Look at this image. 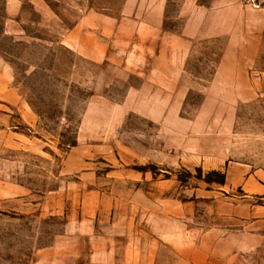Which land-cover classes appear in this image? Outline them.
<instances>
[{
	"label": "rangeland",
	"instance_id": "obj_1",
	"mask_svg": "<svg viewBox=\"0 0 264 264\" xmlns=\"http://www.w3.org/2000/svg\"><path fill=\"white\" fill-rule=\"evenodd\" d=\"M118 1L38 0L34 5L30 0H0V60L11 66L13 82L37 115L36 127L30 131L24 126L21 128L39 138L42 145L40 153L4 152L19 161V166H8L9 171L17 173L10 178L29 186L35 200L52 191L53 205L56 203L54 191L61 186L70 187L80 181L88 189L98 185L110 187L108 200L119 198L129 204L107 208L105 222L120 216L123 222L133 224L132 235L127 234L123 242L111 241L109 246L114 248L122 245L139 248L145 242L144 236L139 237L146 231L147 246L151 250L161 245L188 248L193 242L198 246L203 243L206 232L212 230L225 234L243 230V219L226 214L223 208L236 204L242 192L234 188L223 193L219 183L205 180L206 177L216 179L207 173L211 170L223 173L226 164H247L264 175V91L254 100L237 104L229 129L214 121L216 114L206 121L205 129H191L187 122L194 119L203 101V87L208 86L218 63L226 42L224 37L191 43L183 71L187 80L196 83V88L185 91L180 99L165 96L168 109L161 121L156 124L137 113H128L116 132L103 129L99 143L81 145L86 161L80 172H88L90 177L83 175L82 178L79 171L63 173L61 165L66 152L75 144L77 125L91 91L88 85L65 78L78 62L74 47L64 46L72 45L71 39L75 38L68 29L77 18L76 6L93 8L115 5ZM207 1L197 0L200 4ZM174 8L170 5V12L163 19L165 31L177 32L182 23L183 17H176ZM258 50L250 70L264 73V29L258 38ZM136 81L137 78L112 81L99 91L100 96L118 101L128 84ZM227 99L213 96L211 103H228ZM178 117L183 124L177 122ZM199 132L207 133L204 143L210 153L207 158H198L196 164H190L188 144L193 140L199 145V139H204V134ZM157 149L163 150L162 154ZM157 155L162 160L152 158ZM98 177H101L100 184ZM195 189H198L196 193ZM204 189L212 190L211 198L203 196ZM256 200L264 202V199ZM99 210L90 213L91 218L94 214L95 219L100 217L105 209ZM71 213L81 216L79 208L47 214H40L36 207L24 212L0 208V264H39L45 258L51 264H90L95 241L76 239L71 234L72 239H67L65 234L66 216ZM160 230L165 231L163 240L157 236ZM167 234L176 236L171 238ZM250 242L254 245V241ZM248 260L249 264H264V239L249 252Z\"/></svg>",
	"mask_w": 264,
	"mask_h": 264
},
{
	"label": "crops",
	"instance_id": "obj_2",
	"mask_svg": "<svg viewBox=\"0 0 264 264\" xmlns=\"http://www.w3.org/2000/svg\"><path fill=\"white\" fill-rule=\"evenodd\" d=\"M30 1L34 5L38 2ZM170 5H174L176 17H183L177 32L162 28ZM76 15L75 22L68 29L74 34L75 38L72 37L70 42L73 44L63 45L68 49L74 47L78 62L65 78L88 85L91 91L77 125L75 144L66 152L61 165L64 174L79 171L82 178L83 175L90 177L88 172H80L86 161L81 145L99 143L97 140L103 129L116 132L123 117L131 112L157 124L168 109L165 96L180 99L185 91L196 88V83L187 80L183 71L194 41L226 39L208 86L203 87L204 96L198 112L194 119L187 121L189 128L205 129L206 121L216 114L214 121L229 129L237 113V104L254 100L258 93L264 91V73L250 70L259 51L258 38L264 29V0H208L206 4L197 0H119L109 6H76ZM129 78H137L138 82L128 84L120 100L112 102L100 96L99 91L112 81ZM213 96L228 97V103H211ZM36 116L13 82L11 66L0 60L2 210L24 212L36 207L40 214H47L64 212L65 208H79V218L72 213L66 216L65 234L67 239L76 235V239L95 241L90 264H249V252L264 239V202L256 200L264 199V175L258 170L243 163L226 164L224 183H219L223 193L234 188L242 192L236 204H227L223 208L226 214L243 219L245 230L238 229L236 233L229 234L212 230L206 232L203 243L198 246L193 242V246L188 248H165L161 245L151 250L147 246L146 231L139 237L142 239L144 236L145 241L139 248L123 245L114 248L109 246L111 241L121 239L123 242L127 234L132 235L133 224L123 222L120 216L105 222L107 208L129 204L119 198L108 200L110 187L98 185L88 189L87 184L80 181L70 187L61 186L54 191L56 203L53 205L52 191L35 200L29 186L10 178L17 173L9 171L8 166H19V161L4 152H41V140L26 134L21 128L24 126L30 131L36 127ZM177 122L183 124L179 117ZM197 134H204V139H199V145L189 141L190 164H196L198 158H207L210 153V148L204 143L207 133ZM161 151L157 149L156 152L162 154ZM152 158L162 160L161 155ZM202 192L204 197L211 198L212 190L204 189ZM75 194L76 200L73 198ZM97 209L105 210L101 216L99 214L100 217L95 219L94 214L91 218L90 213H97ZM157 236L163 240L165 231H158ZM167 236L175 238L176 235ZM250 241H254V245ZM51 262L45 258L39 264Z\"/></svg>",
	"mask_w": 264,
	"mask_h": 264
},
{
	"label": "trees",
	"instance_id": "obj_3",
	"mask_svg": "<svg viewBox=\"0 0 264 264\" xmlns=\"http://www.w3.org/2000/svg\"><path fill=\"white\" fill-rule=\"evenodd\" d=\"M195 170L199 173L200 172V169L199 168H195ZM208 174H212V175H215L216 176V179H210L209 177L207 178L206 177V182H210V181H215V182H217V183H224V177H225V175H224V173H221V172H219V171H215V170H211V172L209 171L208 173H207V175Z\"/></svg>",
	"mask_w": 264,
	"mask_h": 264
}]
</instances>
